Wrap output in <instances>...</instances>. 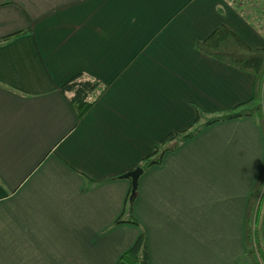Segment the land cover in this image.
<instances>
[{"label": "crops", "instance_id": "obj_1", "mask_svg": "<svg viewBox=\"0 0 264 264\" xmlns=\"http://www.w3.org/2000/svg\"><path fill=\"white\" fill-rule=\"evenodd\" d=\"M221 25L264 48L227 0H0V40L13 37L0 43V264H125L142 233L149 264H252V117L166 153L138 180L139 225L117 223L133 187L116 177L190 128L195 106L219 116L253 97L254 75L195 47ZM77 74L109 86L80 121L60 92Z\"/></svg>", "mask_w": 264, "mask_h": 264}, {"label": "trees", "instance_id": "obj_2", "mask_svg": "<svg viewBox=\"0 0 264 264\" xmlns=\"http://www.w3.org/2000/svg\"><path fill=\"white\" fill-rule=\"evenodd\" d=\"M227 2L252 27L259 29L257 23L260 25L261 21L264 23V0H227ZM247 7L250 15L245 12L247 11ZM21 34L23 33L19 35ZM12 38L11 36L6 37L0 40V43L8 42ZM195 47L199 52L212 59L254 75L255 86L253 97L248 102L240 104L219 116H209L198 106H195L196 117L194 124L186 130L171 132L165 138L155 143L153 152L142 158L134 170L141 169L145 173L151 167L161 165L166 153L175 152L185 141L195 137L201 130L217 122L252 117L260 125L264 135V112L261 109H257L254 112L249 108L252 103L263 101L264 99V48H251L238 34L226 25L217 27L206 39L197 42ZM108 89L109 86L97 78L87 74H77L60 88V92L67 99L77 120L80 121L99 102ZM126 174L116 177V179L126 178ZM137 191L138 187L135 190L131 189L125 211L118 219V224L127 222L139 225L132 215ZM263 217L264 164L254 191L251 194L246 217V255L252 264H264V245L262 242ZM121 261L125 264H149L148 244L145 233H142L135 246L123 255Z\"/></svg>", "mask_w": 264, "mask_h": 264}, {"label": "water", "instance_id": "obj_3", "mask_svg": "<svg viewBox=\"0 0 264 264\" xmlns=\"http://www.w3.org/2000/svg\"><path fill=\"white\" fill-rule=\"evenodd\" d=\"M142 174H143V172L141 169H136V170H133L132 172H129L128 174H126L125 177L130 178L132 180L133 190H135L137 188L138 180Z\"/></svg>", "mask_w": 264, "mask_h": 264}, {"label": "rangeland", "instance_id": "obj_4", "mask_svg": "<svg viewBox=\"0 0 264 264\" xmlns=\"http://www.w3.org/2000/svg\"><path fill=\"white\" fill-rule=\"evenodd\" d=\"M247 11H245L247 14L248 13V7L246 8ZM250 15V14H249ZM257 27H259L260 30H264V23L261 21V25L257 23ZM257 29V28H255ZM250 110L256 112L257 109H261L264 112V99L263 101H258V102H254L249 106Z\"/></svg>", "mask_w": 264, "mask_h": 264}]
</instances>
